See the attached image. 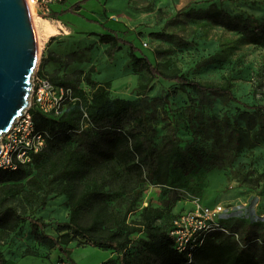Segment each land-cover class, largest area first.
<instances>
[{"label":"rangeland","instance_id":"374dc122","mask_svg":"<svg viewBox=\"0 0 264 264\" xmlns=\"http://www.w3.org/2000/svg\"><path fill=\"white\" fill-rule=\"evenodd\" d=\"M78 2L79 12H65ZM210 7L243 16L251 28L264 24V0H66L63 7L55 6L60 10L56 19L44 18L52 22L56 34L38 20L40 76L72 88L84 107L94 86L106 83L112 98L143 99L153 155L142 166V175L103 164L86 177L52 187L46 183L52 176L39 174L40 163L23 166L19 180L0 185L6 186L0 190V209L13 206L27 218L15 231L0 232V251L7 264H117L116 252L85 240L72 242L68 256L36 241L32 220L49 224L43 230L55 237L60 235L56 224L69 222L68 198L60 193L65 188L75 194L92 189L112 194L101 205L120 220L131 208L125 224L142 228L131 235V252H137L141 240L150 239L142 227L144 209L151 212L154 230L167 231L177 216L197 204L221 206L225 226L239 239L249 237L264 264V45L251 44L245 32L230 31L196 13ZM107 33L132 43L137 56L148 57L159 72L229 86L239 102L182 90L162 77L153 78L145 68L135 69L127 45L110 56V45L98 36ZM78 117L71 143L76 151H88L81 141L87 134L101 139L100 133H113L109 127L91 130ZM122 129L138 130L130 117L124 118ZM174 142L184 161L174 156ZM45 153L41 162L58 161L57 149ZM37 174L42 187L28 183Z\"/></svg>","mask_w":264,"mask_h":264},{"label":"trees","instance_id":"16d2710c","mask_svg":"<svg viewBox=\"0 0 264 264\" xmlns=\"http://www.w3.org/2000/svg\"><path fill=\"white\" fill-rule=\"evenodd\" d=\"M81 2L68 8L65 12H79ZM203 20L222 26L230 31L245 32L251 44L264 45V24L249 27L248 19L243 16H233L225 10L215 7L196 12ZM57 12L50 18L56 19ZM100 42L110 45L109 55L114 56L120 50L121 45H127L131 49V58L135 69L145 68L153 78L162 77L165 80L176 83L182 90L191 88L204 94L212 93L227 97L230 101L239 102L233 95L229 86L221 87L211 84H202L188 79L184 75H168L157 70V67L148 57L137 56L138 48L132 43L112 33L98 34ZM41 75V70L38 72ZM64 85V84H62ZM75 97L77 94H75ZM65 112L57 117H50L33 108V118L37 130L46 136V148L35 155L33 161L40 163L39 174L52 176L47 180L50 187L63 180L70 181L74 178L90 175L100 165L123 166L126 174L139 173L142 175V166L151 160L153 148L146 120L145 104L143 99L128 100L112 98L110 96V83L96 85L86 106L82 101L68 103ZM83 109L89 117V129L100 132L109 127L113 131L111 136L105 133L98 139L94 134H87L81 141L88 146L87 152L76 151L71 148L74 133L78 131V119L83 116ZM130 117L138 130L123 131L124 118ZM175 141V139H174ZM57 149L58 161H42L47 149ZM173 154L179 161H184V153L180 151L176 142L173 146ZM32 161V162H33ZM23 166L15 171L0 172V185L8 181L19 180ZM31 178L28 183H38L40 175ZM6 186H1L0 190ZM52 191V190H51ZM62 195L68 198L70 209L69 222L56 224L58 237L47 234L43 229L49 224L40 222L39 219L31 221L32 233L40 244L55 249L64 256L70 253L69 245L78 240H85L94 247L102 250H111L118 254L117 264H261L260 258L255 254L254 244L249 243V237L236 239L234 232L225 234L213 232L208 235L204 246L194 253L192 260L181 254L176 249L175 239L171 236L172 224L167 231L154 230L152 215L144 209L146 220L142 227L148 230L149 240H141L137 252L128 250L131 235L141 232L142 228H133L125 224V219L133 210L129 208L122 220L108 212L101 202L112 194H105L99 190H88L83 194H75L71 190H60ZM119 195V194H116ZM129 195V194H126ZM47 199L45 195L43 201ZM148 214V216H147ZM158 215V214H156ZM155 216V215H154ZM91 219L89 223L87 220ZM153 219V220H152ZM27 218L20 214L13 206L3 205L0 209V232L15 231ZM173 223V222H172ZM0 264H7V260L0 251Z\"/></svg>","mask_w":264,"mask_h":264},{"label":"built area","instance_id":"2783aa9c","mask_svg":"<svg viewBox=\"0 0 264 264\" xmlns=\"http://www.w3.org/2000/svg\"><path fill=\"white\" fill-rule=\"evenodd\" d=\"M31 14L32 7L35 16L50 18L56 12L55 6L65 0H26ZM32 17V16H31ZM30 106L17 119L12 128L1 139L0 172L15 171L21 166L30 164L35 155L46 148V136L37 130L32 109L57 117L68 103L80 99L75 97L72 88L56 86L47 77L40 76L36 71L32 80ZM83 120L89 125V117L83 109ZM224 210L221 206L209 207L197 204L191 211L177 216L172 223L171 236L175 239L176 249L191 261L195 252L201 249L213 232L229 234L221 216ZM239 240V235L234 234Z\"/></svg>","mask_w":264,"mask_h":264},{"label":"water","instance_id":"95a60500","mask_svg":"<svg viewBox=\"0 0 264 264\" xmlns=\"http://www.w3.org/2000/svg\"><path fill=\"white\" fill-rule=\"evenodd\" d=\"M37 64L36 33L26 0H0V144L30 106Z\"/></svg>","mask_w":264,"mask_h":264},{"label":"bare ground","instance_id":"6f19581e","mask_svg":"<svg viewBox=\"0 0 264 264\" xmlns=\"http://www.w3.org/2000/svg\"><path fill=\"white\" fill-rule=\"evenodd\" d=\"M31 9V16H32V20H33V24H34V28L36 31V35L38 38V20H40V22L44 25V28L52 33V34H56V29L54 28L53 24L51 21H49L48 19H44V18H37L34 14V9L32 7H30ZM40 55V44L38 45V58Z\"/></svg>","mask_w":264,"mask_h":264},{"label":"crops","instance_id":"0c3cea01","mask_svg":"<svg viewBox=\"0 0 264 264\" xmlns=\"http://www.w3.org/2000/svg\"><path fill=\"white\" fill-rule=\"evenodd\" d=\"M65 2H66V0H65ZM65 2H64L63 4H65ZM63 4H58V5H56V7H63ZM55 11L57 12V11H60V10H58V9L56 8Z\"/></svg>","mask_w":264,"mask_h":264}]
</instances>
